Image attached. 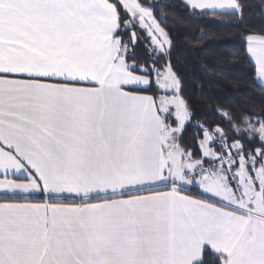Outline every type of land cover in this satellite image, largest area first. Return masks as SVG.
<instances>
[{
	"label": "snow or ice",
	"instance_id": "6c2138e0",
	"mask_svg": "<svg viewBox=\"0 0 264 264\" xmlns=\"http://www.w3.org/2000/svg\"><path fill=\"white\" fill-rule=\"evenodd\" d=\"M159 6L0 0V264H264V117L218 110L196 158ZM242 40L264 86V34Z\"/></svg>",
	"mask_w": 264,
	"mask_h": 264
},
{
	"label": "trees",
	"instance_id": "16d2710c",
	"mask_svg": "<svg viewBox=\"0 0 264 264\" xmlns=\"http://www.w3.org/2000/svg\"><path fill=\"white\" fill-rule=\"evenodd\" d=\"M145 2L160 5L154 15L171 40L169 55L160 63H171L181 82L180 95L191 113L182 143L193 146L196 158L199 149L193 144L198 131L195 125L228 126L218 110L237 118L245 114L264 117V87L256 80L254 65L242 40V35L249 31L264 34L259 0H249L250 10L243 21L201 16L186 8L182 0ZM140 35L136 55L143 62L150 53L145 50L148 44L145 34Z\"/></svg>",
	"mask_w": 264,
	"mask_h": 264
},
{
	"label": "crops",
	"instance_id": "0c3cea01",
	"mask_svg": "<svg viewBox=\"0 0 264 264\" xmlns=\"http://www.w3.org/2000/svg\"><path fill=\"white\" fill-rule=\"evenodd\" d=\"M250 58V57H249ZM250 61H251V59H250ZM252 62V61H251ZM253 63V65H254V62H252ZM257 80V79H256ZM257 82H258V84L260 85V86H262V82H260L259 80H257ZM262 87H264V86H262ZM0 178H3V173H0ZM193 191H195V189H193Z\"/></svg>",
	"mask_w": 264,
	"mask_h": 264
},
{
	"label": "water",
	"instance_id": "95a60500",
	"mask_svg": "<svg viewBox=\"0 0 264 264\" xmlns=\"http://www.w3.org/2000/svg\"><path fill=\"white\" fill-rule=\"evenodd\" d=\"M130 34V33H129Z\"/></svg>",
	"mask_w": 264,
	"mask_h": 264
}]
</instances>
